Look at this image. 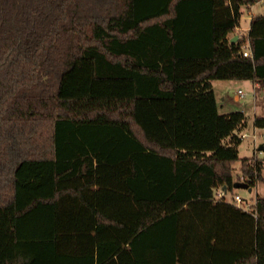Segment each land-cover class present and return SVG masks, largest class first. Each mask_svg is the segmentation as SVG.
<instances>
[{
    "label": "trees",
    "instance_id": "trees-1",
    "mask_svg": "<svg viewBox=\"0 0 264 264\" xmlns=\"http://www.w3.org/2000/svg\"><path fill=\"white\" fill-rule=\"evenodd\" d=\"M257 1L0 0V264H264L212 83L264 86V13L229 36Z\"/></svg>",
    "mask_w": 264,
    "mask_h": 264
},
{
    "label": "rangeland",
    "instance_id": "rangeland-1",
    "mask_svg": "<svg viewBox=\"0 0 264 264\" xmlns=\"http://www.w3.org/2000/svg\"><path fill=\"white\" fill-rule=\"evenodd\" d=\"M253 7L256 13L262 12L264 0H259L254 4ZM246 10L247 8H245V12H243L240 18V25L242 27L249 23ZM213 88L215 90L219 112L224 113L234 110H244L246 124L243 130H246L251 134L247 137H243L238 146L240 158H254L257 156L262 158L264 164V152L258 148L264 141V136L261 132V129L258 130V135L260 137L256 142L252 136V133L255 131L256 115H264V86H261L258 83L256 84L250 79H214ZM239 88L244 89L246 91V95L237 97V90ZM228 141L229 138H226L225 142ZM240 174H242L241 159H238L234 163L235 178ZM236 193L241 194V196L244 198L243 203H254L257 195L264 196V180H257L255 186H251V189H249V186L246 184L235 186L233 190L225 192V197L228 200H233Z\"/></svg>",
    "mask_w": 264,
    "mask_h": 264
},
{
    "label": "built area",
    "instance_id": "built-area-1",
    "mask_svg": "<svg viewBox=\"0 0 264 264\" xmlns=\"http://www.w3.org/2000/svg\"><path fill=\"white\" fill-rule=\"evenodd\" d=\"M247 16L248 17H252V14H253V12L250 10V11H248L247 13ZM242 52H243V54L244 55H246V56H252V49H251V44H250V42L249 41H246V43L243 45V50H242ZM256 83V82H255ZM243 95H246V91L244 90V89H242V88H239L238 90H237V97H241V96H243ZM259 129H261V132H262V134H263V136H264V123L262 124V125H258V124H256L255 123V131L252 133V136L254 137V140H255V142L257 141V139L260 137L259 135H258V130ZM251 133H249L248 131H246V130H242L241 132H240V136L243 138V137H247V136H249ZM263 152H264V150H263ZM240 178H241V180H245V177L241 174V176H240ZM225 190L224 189H219V191H218V197H223V196H225ZM233 202H235L238 206H243L244 208H247V209H250V208H252V206H253V203H251V202H246V204L245 203H243L244 202V198L241 196V194H239V193H236L235 194V196H234V198H233ZM243 204H245V205H243Z\"/></svg>",
    "mask_w": 264,
    "mask_h": 264
},
{
    "label": "crops",
    "instance_id": "crops-1",
    "mask_svg": "<svg viewBox=\"0 0 264 264\" xmlns=\"http://www.w3.org/2000/svg\"><path fill=\"white\" fill-rule=\"evenodd\" d=\"M258 2V1H257ZM254 4L253 5H250L249 6V8H247V10H246V13L248 12V11H252L253 12V14H252V16L254 15V14H258V13H256V11H255V9H254ZM243 10H245V8H243ZM245 12V11H244ZM260 13H264V7L262 8V12H260ZM248 17V16H247ZM251 18L252 17H248V19H249V23L246 25V26H238L237 27V30L236 31H234V32H231L230 34H229V36L231 37V38H233L235 35H238V38L240 37V36H243L244 34H246L247 33V30H248V28H249V25H250V20H251ZM245 31V32H244ZM237 38V39H238ZM247 41H249V40H247ZM250 42V41H249ZM213 83V82H212ZM257 84V83H256ZM244 111V110H243ZM251 188V187H250ZM249 188V189H250Z\"/></svg>",
    "mask_w": 264,
    "mask_h": 264
},
{
    "label": "water",
    "instance_id": "water-1",
    "mask_svg": "<svg viewBox=\"0 0 264 264\" xmlns=\"http://www.w3.org/2000/svg\"><path fill=\"white\" fill-rule=\"evenodd\" d=\"M238 38V35H235L233 38H231V41H235ZM260 150H262V144L258 147ZM241 183L239 181L235 182V186H239ZM251 189V188H250Z\"/></svg>",
    "mask_w": 264,
    "mask_h": 264
}]
</instances>
